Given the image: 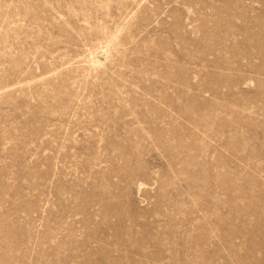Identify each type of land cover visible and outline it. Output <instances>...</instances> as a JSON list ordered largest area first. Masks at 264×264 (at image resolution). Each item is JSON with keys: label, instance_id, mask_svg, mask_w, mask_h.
<instances>
[{"label": "rangeland", "instance_id": "obj_1", "mask_svg": "<svg viewBox=\"0 0 264 264\" xmlns=\"http://www.w3.org/2000/svg\"><path fill=\"white\" fill-rule=\"evenodd\" d=\"M0 264H264V0H0Z\"/></svg>", "mask_w": 264, "mask_h": 264}]
</instances>
